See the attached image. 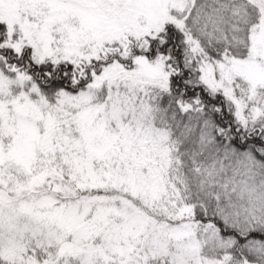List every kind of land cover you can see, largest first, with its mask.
<instances>
[{"label":"snow or ice","instance_id":"6c2138e0","mask_svg":"<svg viewBox=\"0 0 264 264\" xmlns=\"http://www.w3.org/2000/svg\"><path fill=\"white\" fill-rule=\"evenodd\" d=\"M0 264H264V0H0Z\"/></svg>","mask_w":264,"mask_h":264}]
</instances>
